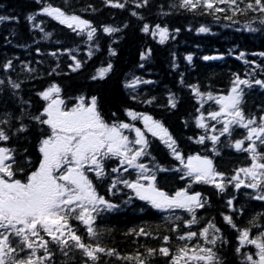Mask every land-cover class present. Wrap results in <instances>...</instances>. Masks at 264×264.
Wrapping results in <instances>:
<instances>
[{"label":"trees","instance_id":"obj_1","mask_svg":"<svg viewBox=\"0 0 264 264\" xmlns=\"http://www.w3.org/2000/svg\"><path fill=\"white\" fill-rule=\"evenodd\" d=\"M249 2L251 0H242L239 6L245 8ZM137 3L138 0H127L125 8L121 9L112 7L107 0H0V16L8 18L0 20V80L4 81L0 85V118H4L5 113L18 118L25 108L31 115L39 114L45 102L38 93L55 83L62 88L61 95L69 105L82 95L97 96L102 114L109 121L114 119L112 114L115 113V118L132 122L125 114L126 109L153 116L169 129L185 156L196 153L209 156L217 170L225 173L226 177H231L241 167L249 166L250 154L238 152L230 146L235 140L243 138L245 129L236 128L231 137H221V143L216 145L219 155L211 150L213 145L210 140L203 145L195 142L200 135L206 134L196 124L199 115L197 109L205 115L218 109L212 101L205 102L201 108V99L196 96L192 86H198L201 92L218 95L229 92L235 74L245 79H264V56L259 55L264 53V23H261L264 14L251 10L233 14L225 4L217 5L227 8L225 12L215 13L204 9L190 11L179 7L180 0H149L145 7H137ZM49 5L88 20L97 28L93 39H88V30L82 33L73 31L44 14L42 9ZM133 12L138 15L133 16ZM30 16L35 19L29 20ZM228 16L231 19L226 18ZM145 24L153 31L157 24L168 28V39L161 44L158 35L144 33L142 28ZM249 26L257 30L249 31ZM104 27L119 28L120 31L109 34L103 31ZM200 27H206L209 31L201 33L198 31ZM149 49L151 54L142 60L141 54ZM112 51L116 52L115 56L111 55ZM189 55L193 57L191 62L187 60ZM204 56L220 58L204 60ZM8 61L12 62V67L6 70L4 65ZM77 61L81 62L82 67L74 71ZM108 63H112L113 71L103 80H92L97 70ZM136 78L141 82L135 88L126 86ZM10 80L20 83V89H13ZM143 81L152 83L145 84ZM171 94L178 100L175 109L168 106ZM153 97L152 104L143 102ZM243 108L247 115L257 118L264 115V88L258 85L245 88ZM24 122L29 124V132L19 139L13 137L7 146L16 148L35 164L39 159L41 133L27 119ZM205 122L216 123L210 119ZM132 123L143 128L142 122ZM12 124L11 130L15 131L19 120L13 119ZM221 126L216 125L217 129ZM146 135L151 142V155L143 158L142 162L150 168L160 166L169 169L157 173L158 186L169 194L189 188L190 181L181 178L184 174L177 169L182 165L175 160L171 150L158 138L151 137L150 133ZM117 166L115 160H109L106 163L108 179L97 181L92 174L90 178H93L99 194L118 206L112 211L102 212L94 227L100 233V245L116 249L120 257L142 253L141 259L147 258V264H170L172 255L179 247L185 243L189 246L197 243V240L189 242L178 237L186 235L188 231L199 232L211 222L221 230L218 235L227 241L215 249L224 264H241V255L236 252L239 246L238 232L223 217L231 215L239 228L250 227V221L264 226V200L254 199L257 193L253 189L241 187L236 190L228 185L227 190L221 193L213 185L192 183L190 192L202 193L207 204L196 210L198 223L188 228L186 221L191 219V213L180 209H155L139 200L123 184H117V188L110 192L111 181L118 175L129 180L136 177L132 169L128 173H112L111 168ZM230 199L233 200L232 207L228 205ZM240 209L243 211L240 212ZM177 216L181 219L177 220ZM71 223L85 242H97L88 236L85 226L79 221ZM141 228L150 235L140 236L132 231L135 229L138 232ZM258 231L252 228L253 235ZM165 236L170 238L167 243L163 239ZM199 242L203 243L202 240ZM161 247H168L171 255L165 257L157 252L148 257L147 249ZM51 248L54 255L50 264H84L86 259L79 250L65 256L57 246L52 245ZM244 251L254 253L256 250L247 246L241 249V253ZM99 264H135V261L101 254Z\"/></svg>","mask_w":264,"mask_h":264},{"label":"snow or ice","instance_id":"obj_2","mask_svg":"<svg viewBox=\"0 0 264 264\" xmlns=\"http://www.w3.org/2000/svg\"><path fill=\"white\" fill-rule=\"evenodd\" d=\"M240 2L242 0H180L179 7L190 11L204 9L218 13L227 11V8L217 6L225 4L231 8L233 14L246 13L248 10L264 14V0H251L245 8L239 6ZM107 3L123 9L127 0L124 2L107 0ZM148 4L149 0H138L137 7H145ZM42 12L73 31L79 30L82 33L88 30L89 40L93 39L97 32V28L88 20L77 15H69L61 8L49 5L44 7ZM132 15L138 14L133 12ZM226 18L231 19L230 16ZM5 19L8 18L0 16V20ZM33 19L35 17H29V20ZM261 23H264V19ZM248 30L257 29L249 26ZM103 31L112 34L120 29L104 27ZM142 31L153 36L158 35L161 44L169 37V29L159 24L155 25V31L145 24ZM198 31L204 33L209 29L200 27ZM150 54L149 49L141 54V59H147ZM91 55L89 52V56ZM111 55L115 56L116 52L112 51ZM259 55L264 56V53ZM218 58L220 57H203L204 60ZM72 59L75 60V56ZM192 59L191 55L187 56L189 62ZM11 67V61L4 65L6 70ZM81 67V62L77 61L73 70ZM112 71L113 65L108 63L106 67L98 69L91 79L103 80ZM140 82L139 78H136L126 86L135 88ZM9 83L13 89L18 90L21 87L20 83L15 81L10 80ZM143 83L148 84L152 81ZM231 83L227 94L218 95L201 92L198 86H192L196 96L201 99V108L205 102L212 101L218 109L207 112V115L197 109L199 115L196 124L204 129L206 134L200 135L196 143L203 145L210 140L213 145L211 150L219 155L216 145L221 143V137H231L236 128L246 130L243 138L235 140L230 146L238 152L249 153L251 164L235 170L231 177H226L225 173L218 171L214 160L209 156L200 153L185 156L179 150L177 141L169 129L153 116L131 109L125 110L126 116L130 117L132 122H142L143 128L136 123L115 118V113L112 114L114 119L109 121L102 114L97 96L82 95L74 104L69 105L61 95L62 88L55 83L38 93L45 102L39 114L31 115L26 108L22 109L18 118L13 117L11 113H5L4 118H0V264H50L54 255L52 245L57 246L65 256L79 250L86 258L84 264L90 262L99 264L101 254L135 261V264H147V258L141 259L142 253L120 257L116 249L105 248L98 242L100 233L94 227L97 218L102 212L112 211L118 206L99 194L90 174L97 181L108 179L106 163L109 160H115L118 165L111 168L112 173H128L130 169L136 172L133 180L121 178L120 175L112 179L110 192L117 188V184H123L131 189L139 200L147 202L155 209L162 211L180 209L191 213V219L186 221L188 228L198 223L196 210L204 208L207 204L202 193L190 192L192 183L213 185L221 193L227 190L228 185L236 190L241 187L253 189L257 193L253 198L264 200V115L259 118L250 116L243 108L245 88H252L253 85L264 88V79H245L235 74ZM2 84L4 81L0 80V85ZM154 99L153 97L143 102L152 104ZM177 105V98L171 94L168 106L175 109ZM13 119L19 120L15 131L11 130ZM26 119L38 127L41 133L39 159L35 164L29 157L21 155L16 148L7 146L13 137L19 139L29 132V124L24 122ZM209 119L216 123H206L205 121ZM217 124L222 126L217 129ZM209 132L213 134L208 135ZM146 133L158 138L171 150L175 160L182 165V168L177 169L184 174L181 178L190 181L189 188L169 194L158 186L157 173L169 169L160 166L150 168L142 162L143 158L151 155L149 151L151 142ZM21 176L23 178H20ZM228 205L233 206L232 199L228 200ZM223 218L238 232L239 246L236 252L241 255V264H264V226L250 221V227L239 228L231 215H225ZM176 219L181 218L177 216ZM72 221H79L84 225L88 236L97 242L94 244L85 242V239L77 234ZM253 227L259 229L255 235L252 233ZM175 230L174 228L173 231ZM132 231L140 236L150 235L143 228L138 232L135 229ZM220 232L214 223L209 222L199 232L188 231L186 235H180L178 237L180 240L189 242L197 240V243L191 246L185 243L179 247L176 254L172 255L170 264H224L223 258L215 250L217 245L223 246L227 243L222 235H218ZM163 239L167 243L170 238L165 236ZM200 240L203 241L202 244ZM247 246L254 247L256 251L241 253V249ZM157 252L165 257L171 255L168 247L147 249L148 257L154 256ZM21 253L25 255L21 256Z\"/></svg>","mask_w":264,"mask_h":264}]
</instances>
